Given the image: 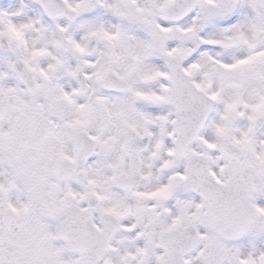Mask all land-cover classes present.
I'll use <instances>...</instances> for the list:
<instances>
[{
  "label": "snow or ice",
  "instance_id": "snow-or-ice-1",
  "mask_svg": "<svg viewBox=\"0 0 264 264\" xmlns=\"http://www.w3.org/2000/svg\"><path fill=\"white\" fill-rule=\"evenodd\" d=\"M0 264H264V0H0Z\"/></svg>",
  "mask_w": 264,
  "mask_h": 264
}]
</instances>
